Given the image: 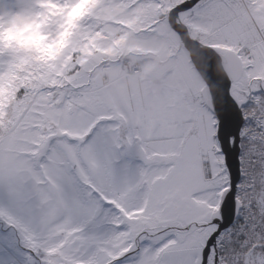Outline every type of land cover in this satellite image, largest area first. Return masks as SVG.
Here are the masks:
<instances>
[{"label": "snow or ice", "instance_id": "1", "mask_svg": "<svg viewBox=\"0 0 264 264\" xmlns=\"http://www.w3.org/2000/svg\"><path fill=\"white\" fill-rule=\"evenodd\" d=\"M0 264H264V0H0Z\"/></svg>", "mask_w": 264, "mask_h": 264}]
</instances>
